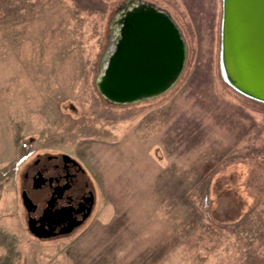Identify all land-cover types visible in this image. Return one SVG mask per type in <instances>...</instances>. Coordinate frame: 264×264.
Segmentation results:
<instances>
[{"label": "rangeland", "instance_id": "rangeland-1", "mask_svg": "<svg viewBox=\"0 0 264 264\" xmlns=\"http://www.w3.org/2000/svg\"><path fill=\"white\" fill-rule=\"evenodd\" d=\"M137 10L172 20L183 64L131 100L112 63ZM222 19L223 0H0V264H264V101L224 78ZM60 152L96 206L38 239L21 176Z\"/></svg>", "mask_w": 264, "mask_h": 264}, {"label": "water", "instance_id": "water-1", "mask_svg": "<svg viewBox=\"0 0 264 264\" xmlns=\"http://www.w3.org/2000/svg\"><path fill=\"white\" fill-rule=\"evenodd\" d=\"M138 11L131 13L132 29L112 63L113 71L123 63L131 66L114 91L131 100L167 89L183 64L172 20L156 11ZM221 43L224 78L237 91L264 101V0H223ZM24 202L28 208L32 203L25 194Z\"/></svg>", "mask_w": 264, "mask_h": 264}, {"label": "flooded vegetation", "instance_id": "flooded-vegetation-1", "mask_svg": "<svg viewBox=\"0 0 264 264\" xmlns=\"http://www.w3.org/2000/svg\"><path fill=\"white\" fill-rule=\"evenodd\" d=\"M21 178L26 225L38 239L74 234L95 209L96 194L91 181L71 155L37 154L26 163ZM24 194L32 201L29 208Z\"/></svg>", "mask_w": 264, "mask_h": 264}, {"label": "bare ground", "instance_id": "bare-ground-1", "mask_svg": "<svg viewBox=\"0 0 264 264\" xmlns=\"http://www.w3.org/2000/svg\"><path fill=\"white\" fill-rule=\"evenodd\" d=\"M164 18H166V17H164ZM170 27H171V29L173 30V31H175V29H174V27L170 24ZM175 36L178 38V35H176L175 34ZM178 40H179V38H178ZM179 42H181V41H179ZM183 55V54H182ZM112 71V70H111ZM106 83H107V81H106ZM112 86H114V85H112ZM109 87H111V84L110 85H108V84H104L103 83V88H104V90H106L108 93H110V88Z\"/></svg>", "mask_w": 264, "mask_h": 264}]
</instances>
